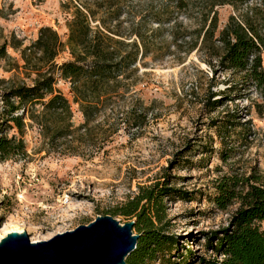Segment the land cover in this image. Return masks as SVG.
I'll list each match as a JSON object with an SVG mask.
<instances>
[{
	"label": "rangeland",
	"instance_id": "374dc122",
	"mask_svg": "<svg viewBox=\"0 0 264 264\" xmlns=\"http://www.w3.org/2000/svg\"><path fill=\"white\" fill-rule=\"evenodd\" d=\"M201 1L180 10L168 0H0V115L1 93L37 78L40 64L30 57L25 65L22 51L40 28H52L66 43L79 10L93 30L138 46L136 71L127 73L133 86L109 102V141L101 151L82 145L75 154L47 152L37 130L28 129L26 156L0 160V238L17 226L33 243L48 241L111 216L140 187L167 181L188 196L165 199L164 231L178 243L155 264H193L196 255H212L205 234L226 226L235 209L212 204L215 182L250 174L264 181V99L240 74L213 72L199 54L185 57L184 47L177 48L195 39ZM217 12L220 26L234 14L228 5ZM70 59L64 48L55 63ZM55 89L72 101L68 82L57 77ZM72 111L78 126L77 105ZM1 135L19 137L15 130Z\"/></svg>",
	"mask_w": 264,
	"mask_h": 264
},
{
	"label": "trees",
	"instance_id": "16d2710c",
	"mask_svg": "<svg viewBox=\"0 0 264 264\" xmlns=\"http://www.w3.org/2000/svg\"><path fill=\"white\" fill-rule=\"evenodd\" d=\"M168 1L180 10L193 5L192 0ZM227 5L234 14L220 26L217 9ZM198 6L196 37L177 48L184 47L185 57L196 52L213 72L240 74L264 99V0H202ZM121 47L130 50L120 52ZM64 48L71 59L57 65L55 59ZM137 54L135 42L124 44L93 30L79 10L68 24L66 43L52 28H40L36 41L22 51L25 65L30 57L40 64L35 67L37 78L31 85H15L1 93L0 160L26 156L28 129L37 130L47 152L75 154L82 145L92 154L101 151L109 141V102L121 87L133 86L126 81L127 73L136 71ZM57 77L69 83L71 102L55 89ZM72 104L83 118L78 126L73 123ZM10 130L19 137L1 135ZM168 186L166 181L140 187L134 197L107 213L134 221L138 240L125 264H155L177 246V239L164 231L165 199H184L188 193ZM214 191L210 201L216 209H235L226 226L205 234L204 248L212 255H196L193 264H264V181L254 174L222 176Z\"/></svg>",
	"mask_w": 264,
	"mask_h": 264
},
{
	"label": "water",
	"instance_id": "95a60500",
	"mask_svg": "<svg viewBox=\"0 0 264 264\" xmlns=\"http://www.w3.org/2000/svg\"><path fill=\"white\" fill-rule=\"evenodd\" d=\"M133 227L106 215L48 241L12 232L0 240V264H125L138 240Z\"/></svg>",
	"mask_w": 264,
	"mask_h": 264
},
{
	"label": "bare ground",
	"instance_id": "6f19581e",
	"mask_svg": "<svg viewBox=\"0 0 264 264\" xmlns=\"http://www.w3.org/2000/svg\"><path fill=\"white\" fill-rule=\"evenodd\" d=\"M22 231L23 230L20 227L14 226L11 228V230L6 231V233L4 235H7V234L12 233V232L22 233ZM0 239H2V236Z\"/></svg>",
	"mask_w": 264,
	"mask_h": 264
}]
</instances>
